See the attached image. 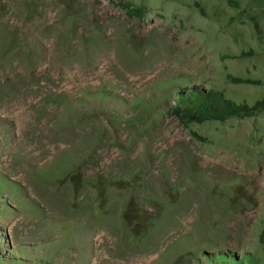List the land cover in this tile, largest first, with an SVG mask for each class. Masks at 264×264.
Masks as SVG:
<instances>
[{
	"label": "rangeland",
	"instance_id": "obj_1",
	"mask_svg": "<svg viewBox=\"0 0 264 264\" xmlns=\"http://www.w3.org/2000/svg\"><path fill=\"white\" fill-rule=\"evenodd\" d=\"M123 1L0 0V264H264V109L170 112L264 97V0Z\"/></svg>",
	"mask_w": 264,
	"mask_h": 264
},
{
	"label": "trees",
	"instance_id": "obj_2",
	"mask_svg": "<svg viewBox=\"0 0 264 264\" xmlns=\"http://www.w3.org/2000/svg\"><path fill=\"white\" fill-rule=\"evenodd\" d=\"M120 2L128 10H132L123 0ZM263 109L264 97L253 104L238 102L226 96L221 90L202 86L184 88L179 91L175 103L170 105V112L185 125L196 122L225 121L230 117L252 116ZM232 258L236 259L235 256Z\"/></svg>",
	"mask_w": 264,
	"mask_h": 264
}]
</instances>
